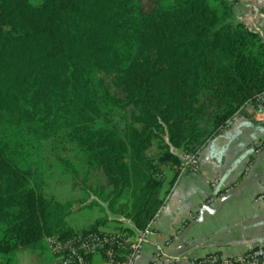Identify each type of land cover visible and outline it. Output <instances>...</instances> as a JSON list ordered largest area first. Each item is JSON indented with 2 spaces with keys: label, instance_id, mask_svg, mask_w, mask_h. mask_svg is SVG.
<instances>
[{
  "label": "trees",
  "instance_id": "obj_1",
  "mask_svg": "<svg viewBox=\"0 0 264 264\" xmlns=\"http://www.w3.org/2000/svg\"><path fill=\"white\" fill-rule=\"evenodd\" d=\"M234 16L226 0H159L152 10L143 0H0L3 264L19 251L43 255L47 236L79 234L33 184L41 144L63 133L108 181L112 202L128 196L123 231L146 229L164 204L155 162L177 163L172 149L200 152L264 95V38Z\"/></svg>",
  "mask_w": 264,
  "mask_h": 264
},
{
  "label": "crops",
  "instance_id": "obj_2",
  "mask_svg": "<svg viewBox=\"0 0 264 264\" xmlns=\"http://www.w3.org/2000/svg\"><path fill=\"white\" fill-rule=\"evenodd\" d=\"M226 1L233 5L235 21L237 16L242 17L241 22L257 27L264 38L262 0ZM259 101L264 102V95ZM252 110V104L244 106L230 128L223 129L202 147L200 173L178 176L171 169V162L158 161L163 173L161 196L166 208L154 227L155 234L135 264H155L156 244L168 239L171 243L164 248L161 260L176 259V264H193L210 255L227 260L243 256L264 242V204L255 202L264 191V179L258 180L264 174V121L250 120ZM260 147L257 154L255 151ZM86 157V171L97 172L104 178L96 168L89 167L87 154ZM215 180L219 181L220 198L210 203L211 183ZM244 183L247 185L237 190ZM113 224L107 231L98 226V231L114 233L131 227L130 220L122 215ZM93 263L103 264V261L95 257ZM47 264H53V258Z\"/></svg>",
  "mask_w": 264,
  "mask_h": 264
},
{
  "label": "rangeland",
  "instance_id": "obj_3",
  "mask_svg": "<svg viewBox=\"0 0 264 264\" xmlns=\"http://www.w3.org/2000/svg\"><path fill=\"white\" fill-rule=\"evenodd\" d=\"M31 2L38 5L41 0H31ZM158 2L159 0H143L148 10L155 8ZM236 20L239 23L242 18L237 16ZM104 79L114 94H121L122 91L114 78L104 76ZM207 116L208 114L202 118V125L205 128H208L210 122ZM113 121L124 129L123 112L117 111ZM36 158L40 173L33 179V184L40 186L47 197L64 208L62 213L67 214L65 222L76 233L90 230L98 223V226H102L101 228L107 231L113 227L114 222L121 219L127 207L128 196L112 202V187L97 172L85 174L86 154L77 148L67 133L43 142ZM61 160L69 163L70 170L74 171L76 177L70 170L67 171ZM44 248L45 252L41 256L31 254L29 251L17 252L16 264H47L52 256L45 245ZM0 264H3L2 255H0Z\"/></svg>",
  "mask_w": 264,
  "mask_h": 264
},
{
  "label": "built area",
  "instance_id": "obj_4",
  "mask_svg": "<svg viewBox=\"0 0 264 264\" xmlns=\"http://www.w3.org/2000/svg\"><path fill=\"white\" fill-rule=\"evenodd\" d=\"M262 1L264 2V0ZM252 105L253 110L249 114L250 120L264 121V102H260L258 99L257 104ZM237 116L228 120L224 129L230 128L236 121ZM262 145L264 146V143ZM255 152L257 154L260 153L261 147ZM200 155V152H184L177 163L170 164L171 169L178 176L187 173L198 174L201 172ZM155 165L158 176L162 179L163 173L160 171L161 163L156 161ZM218 187V180L211 183L212 197L210 203L220 198ZM255 202L264 204V191L255 198ZM165 208L166 202H164L146 229L141 232H135L133 234L127 231L114 233H79L67 239H61L58 236H48L45 237L43 245L50 252L53 258V264H94L93 259L95 257H100L103 264H135L143 247L150 242L152 236L155 234L154 227L158 223L160 213ZM170 243L171 240L168 239L161 244H156L157 254L155 264H176V259L161 260L164 256V248L169 246ZM193 264H264V242L256 244L243 256L220 260L219 257L210 255L204 259L195 260Z\"/></svg>",
  "mask_w": 264,
  "mask_h": 264
},
{
  "label": "water",
  "instance_id": "obj_5",
  "mask_svg": "<svg viewBox=\"0 0 264 264\" xmlns=\"http://www.w3.org/2000/svg\"><path fill=\"white\" fill-rule=\"evenodd\" d=\"M264 179V174H263V176L262 177H260V178H258V180H263ZM245 185H247L246 183H244V184H241L238 188H237V190H239V189H241V188H243Z\"/></svg>",
  "mask_w": 264,
  "mask_h": 264
}]
</instances>
